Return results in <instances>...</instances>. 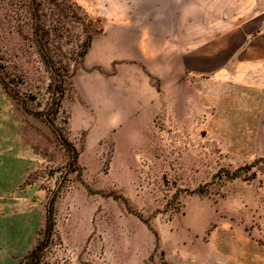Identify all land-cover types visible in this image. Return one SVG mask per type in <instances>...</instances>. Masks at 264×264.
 I'll list each match as a JSON object with an SVG mask.
<instances>
[{
    "label": "rangeland",
    "instance_id": "rangeland-1",
    "mask_svg": "<svg viewBox=\"0 0 264 264\" xmlns=\"http://www.w3.org/2000/svg\"><path fill=\"white\" fill-rule=\"evenodd\" d=\"M39 1L75 51L66 0ZM71 1L98 29L54 119L76 160L0 85V264H29L50 205L38 264H264V0ZM29 6L0 0V77L47 112Z\"/></svg>",
    "mask_w": 264,
    "mask_h": 264
},
{
    "label": "trees",
    "instance_id": "trees-1",
    "mask_svg": "<svg viewBox=\"0 0 264 264\" xmlns=\"http://www.w3.org/2000/svg\"><path fill=\"white\" fill-rule=\"evenodd\" d=\"M53 0L51 2H56ZM29 13L31 20V31L34 45L37 49V53L44 65L47 73L49 74L50 86L53 93L58 95L57 99H52L49 109L47 112L43 111H31L27 105V102L12 88L7 85L0 77V85L11 99L17 100L20 103L23 111L31 115L35 119H41L49 125L51 130L58 134V138L70 155V161L76 160V149L74 146L62 135H60L54 126V119L58 114L60 103L65 91V83L70 77V65L67 61H73L76 64L79 60L81 61L87 52V49L91 43L93 35L97 33L98 29L95 27L93 22L87 18L85 13L82 11L76 3L71 0H66L61 3H54L53 11H56V16L61 18V22H69L80 24L83 29V40L80 41L75 51L66 54L62 50V45H58V41H54L52 36L57 32L55 38L61 39L64 31L67 29H50L46 24L45 15L42 13V4L39 0H29ZM59 31V32H58ZM253 165H247L245 168H251ZM236 173L232 174L231 177H236ZM54 232V218L52 206L50 205L47 209L45 216L44 231L41 241H39L35 248L29 255V264H38L43 251L48 247Z\"/></svg>",
    "mask_w": 264,
    "mask_h": 264
}]
</instances>
